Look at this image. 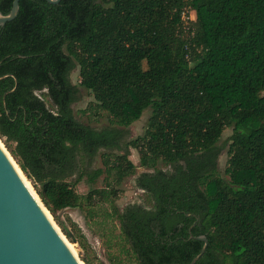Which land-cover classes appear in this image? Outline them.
<instances>
[{
	"label": "trees",
	"instance_id": "1",
	"mask_svg": "<svg viewBox=\"0 0 264 264\" xmlns=\"http://www.w3.org/2000/svg\"><path fill=\"white\" fill-rule=\"evenodd\" d=\"M13 1L0 0V12ZM8 74L18 87L4 100L15 80L0 81V138L54 217L117 197L110 179L136 175L133 148L151 171L135 186L152 208L113 215L139 264H189L203 247L190 233L209 244L196 264H264V0H21L0 29ZM81 88L111 126L76 119ZM148 110L144 136L125 143ZM228 128L226 179L218 144ZM103 175L107 188L76 192Z\"/></svg>",
	"mask_w": 264,
	"mask_h": 264
},
{
	"label": "rangeland",
	"instance_id": "2",
	"mask_svg": "<svg viewBox=\"0 0 264 264\" xmlns=\"http://www.w3.org/2000/svg\"><path fill=\"white\" fill-rule=\"evenodd\" d=\"M186 15L189 16L188 18L184 15V19L187 22L196 20V14L193 11L188 12ZM71 81L74 85L80 84L81 78L79 68L71 73ZM80 91L81 99L73 105L76 119L96 129L111 126V117L107 112L96 106L94 96L83 88H81ZM42 99L45 101L47 108L54 111L49 98L42 96ZM150 115L151 111H146L143 116L129 128V135L125 143H129L144 136ZM231 136L232 129H226L218 144L222 147V152L218 161V169L219 173L226 179L227 176L225 171L228 167L230 158L228 151L230 146L229 139ZM0 142L10 154L6 147L5 140L0 138ZM129 151V160L137 168L136 175L126 179L121 185H116L110 179L111 187H109L108 190L109 192L112 189L116 190L118 192L117 197L114 198L110 196L107 201L95 199L90 206L87 202H84L82 209H66L57 215L58 219L49 212L51 219L67 243L71 245L75 256L82 264H87L85 261L89 262V264H139L132 254L130 247L124 241L121 235L119 222L113 215L114 208L122 212L129 205H139L147 209L152 208V202L149 196L143 191L138 190L135 186V180L140 174L151 171L140 167V155L138 150L130 148ZM14 161L16 162L15 159ZM92 168L94 170L103 168L100 156L97 158ZM158 169L167 170V167L160 163ZM23 175L30 183L33 191L37 194L38 186H36V184L24 173ZM105 177L106 175H103L94 184L87 182L86 178L82 179L74 185L76 192L81 196H86L93 190L107 188ZM77 178L78 176L69 179L68 182L72 185ZM68 233L71 234L72 238L68 236Z\"/></svg>",
	"mask_w": 264,
	"mask_h": 264
},
{
	"label": "water",
	"instance_id": "3",
	"mask_svg": "<svg viewBox=\"0 0 264 264\" xmlns=\"http://www.w3.org/2000/svg\"><path fill=\"white\" fill-rule=\"evenodd\" d=\"M45 1L59 5L62 0ZM20 2L13 1L9 14L0 12V29L16 20ZM9 77L14 78L15 85L5 93L4 100L18 87L13 75H5L0 81ZM47 212L0 142V264H82ZM190 239L203 243L200 253L189 263L196 264L206 253L208 239L191 233Z\"/></svg>",
	"mask_w": 264,
	"mask_h": 264
},
{
	"label": "bare ground",
	"instance_id": "4",
	"mask_svg": "<svg viewBox=\"0 0 264 264\" xmlns=\"http://www.w3.org/2000/svg\"><path fill=\"white\" fill-rule=\"evenodd\" d=\"M2 145V144H1ZM3 146V145H2ZM4 147V146H3ZM9 157L11 158V160L13 161V163H14V165H15V167H16V169L18 170V172H19V174L21 175V177L23 178V180L25 181V183L27 184V186L30 188V190L33 192V194L35 195V197L39 200V202H40V198H39V196L33 191V189H32V187H31V185H30V183L26 180V178H25V176L23 175V172H22V170L20 169V167L17 165V163L14 161V159L10 156V154H9ZM48 214H49V216L51 217V215H50V213L49 212H47ZM68 245H69V247H70V249L72 250V248H71V245L68 243ZM73 251V250H72ZM74 253V252H73Z\"/></svg>",
	"mask_w": 264,
	"mask_h": 264
}]
</instances>
